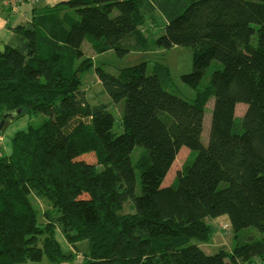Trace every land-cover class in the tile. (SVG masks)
I'll return each instance as SVG.
<instances>
[{
	"label": "trees",
	"instance_id": "1",
	"mask_svg": "<svg viewBox=\"0 0 264 264\" xmlns=\"http://www.w3.org/2000/svg\"><path fill=\"white\" fill-rule=\"evenodd\" d=\"M25 1L34 5L28 19L22 13L0 45V119L14 110L21 111L14 120L46 118L17 131L11 152L0 156V264L71 259L55 228L68 243L87 241L79 264H264V0L1 6L18 17ZM157 12L166 22L156 46L192 48V70L180 79L194 98L172 92L166 65L142 61L114 73L97 66L109 101H90L80 77L93 62L83 44L119 57L144 52L148 39L139 25ZM213 63L221 67L202 82ZM240 103L245 109L236 115ZM182 147L191 157L165 184ZM83 152L96 161L80 158ZM125 203L131 211H121ZM221 216L235 244L206 253L199 246L213 232L206 219ZM250 226L260 237L239 241Z\"/></svg>",
	"mask_w": 264,
	"mask_h": 264
},
{
	"label": "rangeland",
	"instance_id": "2",
	"mask_svg": "<svg viewBox=\"0 0 264 264\" xmlns=\"http://www.w3.org/2000/svg\"><path fill=\"white\" fill-rule=\"evenodd\" d=\"M2 4V0H0V5ZM7 12L0 6V16L7 17ZM165 18L160 15L158 12L152 14L151 16L144 17L142 23L139 25L140 31L147 37L148 39V47L144 52L141 51H132L126 54L125 56L119 57L113 50H108L102 53H95L92 47L84 43L82 46L83 52L92 58L93 64L86 69L81 74V83L83 88L87 92V96L90 101H102L108 102L109 97L104 91L103 87L99 83L95 68L102 67L103 69L109 72H115L117 69L133 65L142 61L147 62V66L150 67L154 62H160L168 67L170 76L172 78V92H177L183 95L186 98H194L195 89H192L184 82L181 81L180 75L183 73H189L192 70V62H193V51L190 46H182V45H172L169 48H163L161 46H156L154 43V38L163 32L165 25ZM221 64L213 63L211 66L205 71L204 77L202 78V82H206L209 78L210 73L213 69L221 67ZM213 102V97H210L207 104L205 105V116L203 123V131L201 138L204 142L207 140V130L209 128L210 123V108ZM245 109V105L240 103L237 104L236 107V115H240ZM110 110L113 115L117 116L118 112L115 110L114 106L110 105ZM46 118L45 115H31L26 114V116H21L16 120H13L9 123V125L3 130L0 131V156L8 155L12 149V137L14 134L19 131L27 128V125L40 123L42 120ZM135 151L133 153V160L136 161L140 147H135ZM191 157V152L186 147H182L165 177V184H173L176 180L178 172L182 171L183 165L188 162ZM80 158H83L87 161L95 162L96 157L93 152H83L80 154ZM138 174V171H137ZM138 176V175H137ZM137 187H138V179H137ZM36 203L40 207V209L45 208L44 203L41 199H36ZM122 212L131 211V207L129 204H124ZM53 215H57V211H53ZM206 223H210L213 227L212 235L207 239V241L200 242L199 246L206 253H214L218 250L230 251L232 246L235 244L234 232L232 231L228 220L225 219L224 216L214 218V219H206ZM223 224H228L227 228H223ZM55 237L58 243L61 245L64 253L69 254L75 260H79L82 263L81 259H83V255L89 252V246L87 241H78L75 243H68L65 239L66 237L61 232L60 229L55 228ZM260 237V233L254 227H247L238 232L239 241H246L250 238H258ZM78 257V259H77ZM72 258H68L67 260L60 261V264H73ZM74 260V261H75ZM80 263V264H81ZM17 264H53L49 262L46 256L42 257V260L39 262H19ZM251 264H259L251 263Z\"/></svg>",
	"mask_w": 264,
	"mask_h": 264
},
{
	"label": "crops",
	"instance_id": "3",
	"mask_svg": "<svg viewBox=\"0 0 264 264\" xmlns=\"http://www.w3.org/2000/svg\"><path fill=\"white\" fill-rule=\"evenodd\" d=\"M57 1H59V0H49V2L51 4L55 3ZM30 6L32 7L34 5L32 3L26 2V1L24 3H22L19 6V9H20L21 13H20V15L18 17H15V16L11 15L10 12H8L6 9H4L1 6L4 9V11L7 12L6 13L7 17L0 16V45L6 43L10 39V37L12 35L11 30H10V26L15 24V23H17L18 21H20L23 18L22 13H25V18L28 19V17H29V7ZM30 10H31V8H30ZM225 219L227 220L226 217H225ZM75 259H76V257H75ZM77 259H78V257H77ZM74 262H73V264H74Z\"/></svg>",
	"mask_w": 264,
	"mask_h": 264
},
{
	"label": "water",
	"instance_id": "4",
	"mask_svg": "<svg viewBox=\"0 0 264 264\" xmlns=\"http://www.w3.org/2000/svg\"><path fill=\"white\" fill-rule=\"evenodd\" d=\"M20 112L21 111L19 110H14L2 113V117L0 119V131H3L9 125V123L17 117Z\"/></svg>",
	"mask_w": 264,
	"mask_h": 264
},
{
	"label": "built area",
	"instance_id": "5",
	"mask_svg": "<svg viewBox=\"0 0 264 264\" xmlns=\"http://www.w3.org/2000/svg\"><path fill=\"white\" fill-rule=\"evenodd\" d=\"M10 1L4 2L5 4H8ZM228 224H223V228H227ZM74 264H79V260H76Z\"/></svg>",
	"mask_w": 264,
	"mask_h": 264
}]
</instances>
